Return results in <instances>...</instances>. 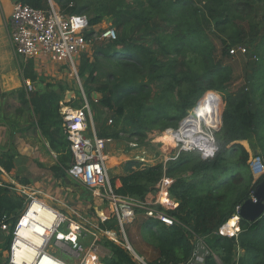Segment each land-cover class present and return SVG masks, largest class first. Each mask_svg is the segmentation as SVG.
I'll return each mask as SVG.
<instances>
[{"label": "trees", "instance_id": "trees-1", "mask_svg": "<svg viewBox=\"0 0 264 264\" xmlns=\"http://www.w3.org/2000/svg\"><path fill=\"white\" fill-rule=\"evenodd\" d=\"M16 1L35 9L48 8V0ZM52 1L65 14L85 15L89 26L107 21L115 31L116 38L98 46L92 61L82 57L77 70L89 97L97 136L126 137L138 146H149L156 134L176 129L205 93L222 94V123L215 133L218 151L213 159L204 160L196 152H181L165 164L162 158L153 164L129 159L122 164L121 174L110 178L117 194L142 201L156 196L163 176L172 179L168 193L175 206L165 213L173 224L152 217L141 221L143 240L157 253L153 263L186 262L193 249L192 237L205 236L211 253L204 264H217L213 254L221 264H264V213L252 222L240 219L236 237L213 234L264 179V0ZM214 38L220 41L219 56ZM240 45L256 60H249L254 66L245 82L249 90L242 89L233 97L227 91L232 68L224 60ZM19 74L23 87L0 94L1 121L12 133L22 120L25 130L32 129L44 138L56 154L50 170L67 185L70 150L60 113L65 89H29L26 81L37 79L33 59L19 62ZM92 93L100 97L94 101ZM205 97L221 108L218 96L210 93ZM8 100L13 104L9 106ZM73 103L68 102L70 106ZM199 105L212 106L208 99ZM160 138L158 155L162 157L173 142L166 132ZM244 141L252 151H258L263 170L256 176L251 170L253 156ZM15 155L11 150L2 151L0 167L4 171L13 168ZM80 189L90 200L89 189L82 185ZM21 196L7 185L0 186V216L13 221L24 206ZM100 228L117 229L116 219L101 221ZM99 243L108 250L103 264H139L112 240L102 237Z\"/></svg>", "mask_w": 264, "mask_h": 264}, {"label": "built area", "instance_id": "built-area-1", "mask_svg": "<svg viewBox=\"0 0 264 264\" xmlns=\"http://www.w3.org/2000/svg\"><path fill=\"white\" fill-rule=\"evenodd\" d=\"M10 23V41L16 55L25 60L48 58L57 63L65 62L78 82L80 79L75 60L88 47L90 40L86 37L87 32L99 40L116 38L115 31L110 26L102 29L89 26L85 15L65 14L52 0H48V8L45 10L15 1ZM245 52L246 48L243 46L230 50L231 54ZM210 93L218 96L216 92H207L201 99ZM201 99L181 119L176 129L164 131L171 136L173 145L164 149L161 159L163 164L176 159L181 152H196L204 160L215 157L218 151L215 133L221 127V109L219 103L215 102L209 112L198 114L196 109ZM60 113L71 155V162L65 173L89 189L92 197L100 200L102 208L95 212L98 213L95 214V219L83 214H76L72 218L21 186L16 191L24 197L22 210L13 221L6 215L0 216V231L10 232L4 264H103L102 259L108 253L104 256L101 253L99 239L102 237L121 245L137 263L149 264L128 241L125 225L134 220L138 210H142L145 217L172 225L173 219L165 213L166 209L175 206L168 193L172 179L163 176L158 192L151 200L142 201L117 194L110 184L106 152L109 139L96 135L86 97L77 108L61 102ZM110 122L109 120L108 123ZM88 124H91V136L87 134ZM130 146L137 147L138 144L131 142ZM146 157L151 156L144 149L137 159L143 164H153ZM262 170L263 166L260 164L258 172ZM239 208L240 206L236 207L231 217L213 234L236 237L240 231ZM102 211L105 212L104 215L100 213ZM111 217L116 219L117 229L100 228V222ZM63 226L64 230H60ZM192 239L193 249L189 259L184 263L173 264H204L205 257L211 253L205 236H194ZM213 257L217 264H221L216 255L213 254Z\"/></svg>", "mask_w": 264, "mask_h": 264}, {"label": "crops", "instance_id": "crops-1", "mask_svg": "<svg viewBox=\"0 0 264 264\" xmlns=\"http://www.w3.org/2000/svg\"><path fill=\"white\" fill-rule=\"evenodd\" d=\"M15 1L0 0V91H13L24 85L20 74L15 75L8 71H2L4 66L9 64L8 61L11 60V53H14L10 41V15ZM14 55L18 56L15 53ZM6 56L8 57L6 58ZM26 83L29 84V81H26ZM27 84L26 86L31 89V86ZM2 105L3 102L0 100V155L2 151L7 150H11L16 155L13 159L14 166L9 172L0 167V186H9L12 192L20 196L21 194L16 190L22 186L27 192H34L38 198L69 216H72V210H77L80 212L79 214L88 217L93 214L94 216L91 219H95V212L100 211L102 208L100 200L93 197L89 200L87 198L88 193H84V196H82L83 193L81 195L77 194L76 199H72V190L66 187L68 184L65 187L60 185L61 180L59 182V179L57 180L50 170V167L56 162V154L49 150L44 138L36 131L32 129L25 130L26 123L22 120L17 126H14L11 133L9 126L1 121ZM16 105L17 101H15ZM135 148H137L136 152L138 154L145 149L139 146ZM121 150L119 146L111 147L109 145L107 147L106 145L110 178L121 174V166L126 160H137L136 157L125 156L122 153L123 150ZM67 177L70 180V177ZM115 183L116 186L120 184L118 179L115 180ZM101 213L104 214V212Z\"/></svg>", "mask_w": 264, "mask_h": 264}, {"label": "rangeland", "instance_id": "rangeland-1", "mask_svg": "<svg viewBox=\"0 0 264 264\" xmlns=\"http://www.w3.org/2000/svg\"><path fill=\"white\" fill-rule=\"evenodd\" d=\"M107 26H110V23L107 21H103L96 27L102 29V28H105ZM85 33H86V31H85ZM89 33L90 32H87V34H89ZM87 39L90 40L88 43L87 49L84 51L83 54H80L75 60L77 70H78L80 59L82 57H87V58H89V60L92 61L94 59L93 54H94L95 50H97L98 46H101V45L103 46L104 43H106L105 41H108L105 39L102 42H100L101 40H99L97 38H93L91 36H88ZM214 42L216 43V45L218 47V56H219L220 41H219V39L214 38ZM240 46H243V45H240ZM243 47H245V46H243ZM245 48H246L245 53H243V54L235 53V54L231 55V57L229 59L224 60V64H226L232 68L233 77H232L231 82L228 84L227 91L233 97H237L240 94L242 89L247 90V91L249 90L248 86L246 89V85H245L246 83L245 82L247 80V76L249 74H252L253 67H254L252 63H249V60L250 59L256 60V57L251 56V58H250L249 54L247 53L248 52L247 47H245ZM7 57L8 56H6V58ZM23 60L25 61V59L22 56L18 55L16 57L14 55V53L12 52L11 53V60L8 61L9 64L5 65L4 68L2 69V71H8V72H11L15 75L19 74V71H18L19 62H23ZM33 65H34V70L37 73V79L33 83L32 82H29V84L26 83L28 86H31V88L43 90L45 88V86H51V87L55 88V90L60 91L61 87H63L65 89V91H64V96H63V99L61 102L62 103L64 102V98H65L66 93L71 92L72 96H71L70 100H72V102H74L71 106L73 108H77V106H79L80 103H82V100L84 97H86V99L89 102V97L86 96V94L83 90L82 81L80 80L79 81L80 83L78 82L77 78L73 75L72 71L68 68V66H67V64H65V62L57 63V62H53L52 60H50L48 58H38V59L33 60ZM51 87H49V88H51ZM0 90H1V87H0ZM8 92H10V90L0 91V94L8 93ZM217 95L220 98V101L222 102L221 108H220L221 113H222L223 108H224L223 97H222V94L217 93ZM91 97L93 98V100H96V99H98V97H100V94H96V93L93 94L92 93ZM2 100H4V99H2ZM201 102H202V100L200 101V103ZM7 103L10 106V104H13V101L8 100ZM90 110H91V106H90ZM91 114H92V112H91ZM92 124H93V122H92ZM93 126H94V124H93ZM87 134H88V136H91V124H88ZM161 135L162 134H158V135L156 134V136H154V137L152 136L153 138L150 139L152 143H150L151 145H149V146L139 145V147H144L146 150V153L151 156L150 158L146 157L147 159H150V162L155 163V162H158L160 160V158H162L160 155H158V153H160V151H161V148L159 147L160 146L159 144L161 143L160 142V140H161L160 136ZM99 138L109 139V141H107V143H106L107 147L109 145H111V147L119 146V148L123 150V151L121 150L122 153H124V155L127 157L129 156V157H136L137 158V157L141 156V152L138 154V152H136L137 148L130 146V143L132 141H129L128 139H126V137H123L120 139L119 138L118 139H111L109 137H99ZM114 140H115V142H114ZM156 140L159 142L156 143ZM242 143L246 147V149L250 152V155L253 156V159L251 161V170H252V173L256 176L258 174V170H259L260 164H261L259 161L260 158L257 157V154H254V151H252L250 149L247 142L244 141ZM59 182H60V179H59ZM76 183L79 184L78 182H76L75 180L70 178L69 184L66 186L67 188L72 190L71 191L72 192V195H71L72 199H74L77 194L81 195V193H84V191L80 189L81 185L80 184H79L80 186L76 185ZM60 185L65 187V184L63 185L62 182H60ZM90 195L92 197V194H90ZM151 199L152 198H150L148 200H151ZM79 213L80 212H78L77 210H72V212H71L72 216L71 217L75 218L74 216H77L76 214H79ZM95 214L97 215L98 213H95ZM93 216L94 215L92 214L91 217H93ZM143 218H145V216H144V213L142 212V210H138L137 212H135L134 220L125 225V232H126V236H127L128 241L133 246L135 251L139 254V256H141L147 263L152 264L154 262V260L157 258V253L155 252V250L153 249L152 246H150L148 243H146L143 240V237H142L143 229L141 228V221L143 220ZM60 230H64V226L61 227ZM9 241H10V232H1L0 233V264L5 263V255H6L8 245H9ZM99 245H100L101 253L104 256L108 252V250L106 248H104L101 244H99Z\"/></svg>", "mask_w": 264, "mask_h": 264}, {"label": "water", "instance_id": "water-1", "mask_svg": "<svg viewBox=\"0 0 264 264\" xmlns=\"http://www.w3.org/2000/svg\"><path fill=\"white\" fill-rule=\"evenodd\" d=\"M71 99V92H67L64 102L68 103ZM254 154H258L254 150ZM264 213V179L259 182L253 189L251 195L240 205L239 216L247 221H254Z\"/></svg>", "mask_w": 264, "mask_h": 264}, {"label": "bare ground", "instance_id": "bare-ground-1", "mask_svg": "<svg viewBox=\"0 0 264 264\" xmlns=\"http://www.w3.org/2000/svg\"><path fill=\"white\" fill-rule=\"evenodd\" d=\"M205 99H208V101L210 102V105H214V100L213 99H211V98H208V97H205V98H203L202 99V101H204ZM210 111V109H206V108H204V107H202L201 105H199L198 106V108L196 109V112L198 113V114H206L207 112H209ZM167 136L168 137H170L171 138V136L169 135V134H167ZM102 212H104V211H102ZM101 213V212H100ZM104 214H105V212H104ZM103 214V215H104ZM30 216H31V214H29Z\"/></svg>", "mask_w": 264, "mask_h": 264}]
</instances>
